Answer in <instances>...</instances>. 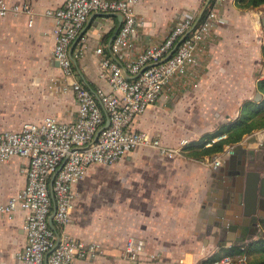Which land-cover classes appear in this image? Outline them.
Wrapping results in <instances>:
<instances>
[{
	"label": "crops",
	"instance_id": "obj_1",
	"mask_svg": "<svg viewBox=\"0 0 264 264\" xmlns=\"http://www.w3.org/2000/svg\"><path fill=\"white\" fill-rule=\"evenodd\" d=\"M7 1H27L30 11L0 16V130L16 131L22 123L47 115L73 120L77 104L71 81L109 89L97 75L94 48L107 49L119 16L90 15L82 39L70 45L71 53L78 52L72 58L73 74L63 78L51 55L52 20L43 13L63 0ZM204 1L139 0L133 8L138 24L129 38V55L161 41L181 12L198 11ZM211 6L217 20L196 45V62L173 75L155 102L132 121L134 128L157 135L165 145L175 146L181 139L187 143L235 117L240 102L252 98L255 81L264 73L259 52L264 41L262 6L239 7L234 0H212ZM186 143L171 157L138 146L112 164L87 168L72 185L65 230L76 239L98 243L101 250L95 258L75 259L72 264H204L219 249L258 237L264 223V127L234 142L233 153L220 165L233 172L243 161L245 173H257V184L250 176L248 186L245 173L236 181L241 190L237 216L219 219L212 212L218 171L207 163L213 154L188 156ZM25 165L26 159L18 156L0 161V206L24 183ZM103 166L104 172L96 171ZM251 183L255 196L252 204L247 199L245 209ZM244 210L246 217L240 215ZM24 214L20 209L0 212V264H17L24 244ZM127 238L143 241L137 263L121 255Z\"/></svg>",
	"mask_w": 264,
	"mask_h": 264
},
{
	"label": "built area",
	"instance_id": "obj_2",
	"mask_svg": "<svg viewBox=\"0 0 264 264\" xmlns=\"http://www.w3.org/2000/svg\"><path fill=\"white\" fill-rule=\"evenodd\" d=\"M138 1L63 0L43 11L52 20L51 55L63 78L73 74L72 58L78 52L71 53L70 45L77 37L82 39L80 33L90 15L114 13L119 22L107 49L101 45L94 48L97 75L108 90L73 80L70 89L77 104L73 120L61 121L47 115L22 123L16 131L0 130V161L12 156L26 159L24 183L0 206V212L20 209L25 213L24 244L16 255L17 264H72L75 259L95 258L101 250L98 243L76 239L65 230L72 208L73 183L83 177L89 166L112 164L138 146H149L171 157L186 143L181 139L175 146L165 145L157 135L134 128L132 121L155 102L173 75L183 73L196 62V45L215 24L216 11L210 0H205L198 11L181 12L161 41L143 47L131 57L129 38L138 24L133 9ZM8 11L29 13V3L0 0V16ZM83 41L81 48L85 47ZM224 137L225 133H220L205 145ZM233 145L226 143L212 153L208 166H220L223 158L233 153ZM142 249L143 241L127 238L121 255L137 263ZM204 264H248V258L243 253L223 255Z\"/></svg>",
	"mask_w": 264,
	"mask_h": 264
},
{
	"label": "trees",
	"instance_id": "obj_3",
	"mask_svg": "<svg viewBox=\"0 0 264 264\" xmlns=\"http://www.w3.org/2000/svg\"><path fill=\"white\" fill-rule=\"evenodd\" d=\"M212 3V0H210ZM239 7H256L261 5L264 14V0H234ZM259 52L264 63V41L259 46ZM255 91L260 93V99L254 101L252 98L243 99L238 107L235 117L220 123L215 129L202 133L198 138L188 141L183 148L187 150L188 156L210 155L220 151L226 143H234L243 135L261 127H264V76H258L255 81ZM225 133V137L210 142L205 145L212 137ZM252 256L248 264H264V223L258 237L237 246L221 248L211 254L206 261L215 260L223 255L234 256L237 254Z\"/></svg>",
	"mask_w": 264,
	"mask_h": 264
},
{
	"label": "water",
	"instance_id": "obj_4",
	"mask_svg": "<svg viewBox=\"0 0 264 264\" xmlns=\"http://www.w3.org/2000/svg\"><path fill=\"white\" fill-rule=\"evenodd\" d=\"M57 63V62H56ZM252 99L254 101H258L260 99V93L255 91ZM243 158V157H242ZM217 172L216 180V191L213 194V200L211 202V207L213 208L212 212L218 217L219 219L225 218V216H237L235 215V211L238 210V204L240 201L241 190L237 187L236 181L239 177L244 175V166L243 161H241V165H239L235 171H229L227 167L220 166L215 169ZM246 179L248 181V186L250 185V176H253L255 179V184H257V173L253 171H246L245 173ZM253 185V183H251ZM251 187V186H250ZM248 187V188H250ZM253 196H255V187L251 188L249 192V196L245 195V206H247V199L252 204ZM240 215H244L245 217L248 216L247 211L241 212ZM247 222L246 219H243ZM219 222V221H217ZM48 223L51 226V218L48 219ZM233 226L230 228L232 230Z\"/></svg>",
	"mask_w": 264,
	"mask_h": 264
},
{
	"label": "rangeland",
	"instance_id": "obj_5",
	"mask_svg": "<svg viewBox=\"0 0 264 264\" xmlns=\"http://www.w3.org/2000/svg\"><path fill=\"white\" fill-rule=\"evenodd\" d=\"M98 168H99V169H96L97 172H100V173H101V172H104V171L101 169V168H104V166H103V167H98ZM105 172H106V171H105Z\"/></svg>",
	"mask_w": 264,
	"mask_h": 264
}]
</instances>
